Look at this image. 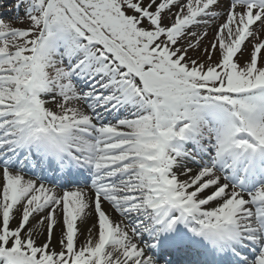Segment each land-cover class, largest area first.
Here are the masks:
<instances>
[{
  "label": "snow or ice",
  "instance_id": "snow-or-ice-1",
  "mask_svg": "<svg viewBox=\"0 0 264 264\" xmlns=\"http://www.w3.org/2000/svg\"><path fill=\"white\" fill-rule=\"evenodd\" d=\"M0 264H264V0H0Z\"/></svg>",
  "mask_w": 264,
  "mask_h": 264
},
{
  "label": "rangeland",
  "instance_id": "rangeland-1",
  "mask_svg": "<svg viewBox=\"0 0 264 264\" xmlns=\"http://www.w3.org/2000/svg\"><path fill=\"white\" fill-rule=\"evenodd\" d=\"M247 56V52H245V55L238 57L239 59H244Z\"/></svg>",
  "mask_w": 264,
  "mask_h": 264
},
{
  "label": "bare ground",
  "instance_id": "bare-ground-1",
  "mask_svg": "<svg viewBox=\"0 0 264 264\" xmlns=\"http://www.w3.org/2000/svg\"><path fill=\"white\" fill-rule=\"evenodd\" d=\"M211 38V36H209V39ZM244 55H245V53H244Z\"/></svg>",
  "mask_w": 264,
  "mask_h": 264
}]
</instances>
